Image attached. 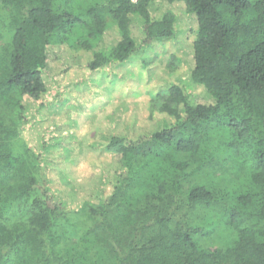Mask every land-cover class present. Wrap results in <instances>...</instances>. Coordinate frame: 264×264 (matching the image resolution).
<instances>
[{
    "label": "trees",
    "instance_id": "trees-1",
    "mask_svg": "<svg viewBox=\"0 0 264 264\" xmlns=\"http://www.w3.org/2000/svg\"><path fill=\"white\" fill-rule=\"evenodd\" d=\"M83 2L0 0V264H264V0ZM175 6L196 21L189 84L153 93L142 135L93 145L118 160L112 190L70 209L22 137L50 95V49L89 54L80 72L124 66L176 37ZM112 25L118 43L98 48Z\"/></svg>",
    "mask_w": 264,
    "mask_h": 264
},
{
    "label": "rangeland",
    "instance_id": "rangeland-1",
    "mask_svg": "<svg viewBox=\"0 0 264 264\" xmlns=\"http://www.w3.org/2000/svg\"><path fill=\"white\" fill-rule=\"evenodd\" d=\"M83 3L88 4V0ZM173 10L180 19L176 37L164 44H151L121 67L80 72L77 66L85 63L89 54L83 53L82 60L75 62L63 48L50 49L47 71L50 95L42 109L33 101L27 105L31 123L22 137L40 154L52 197L67 202L70 209L77 210L84 201H93L112 190L111 182L119 170L118 160L100 155L93 145L104 143L106 137L108 141L116 131L125 135V125L128 128L132 123L136 127L131 129V137L142 135L145 130L138 129L152 124L149 103L153 93L171 82L189 84L194 54L188 37L196 21L187 18L179 6ZM7 19L8 11L0 4V46L6 42L3 35ZM118 40L119 34L112 25L98 48L115 46ZM174 57L183 62L182 70L175 74L170 69ZM58 58L61 63L57 62ZM193 94L198 101H211L202 89ZM156 126L154 120L146 134L154 132ZM210 247L215 248L216 244L211 242Z\"/></svg>",
    "mask_w": 264,
    "mask_h": 264
}]
</instances>
